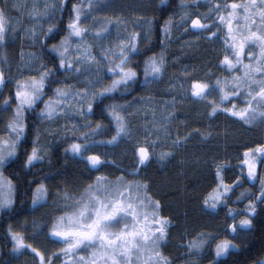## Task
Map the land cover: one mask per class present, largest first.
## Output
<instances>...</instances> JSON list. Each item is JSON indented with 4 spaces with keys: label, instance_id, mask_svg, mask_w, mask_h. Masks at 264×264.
<instances>
[{
    "label": "clouds",
    "instance_id": "obj_1",
    "mask_svg": "<svg viewBox=\"0 0 264 264\" xmlns=\"http://www.w3.org/2000/svg\"><path fill=\"white\" fill-rule=\"evenodd\" d=\"M0 264H264V0H0Z\"/></svg>",
    "mask_w": 264,
    "mask_h": 264
}]
</instances>
